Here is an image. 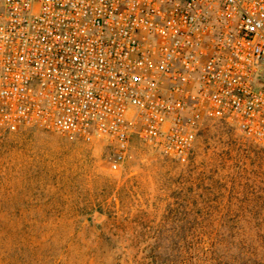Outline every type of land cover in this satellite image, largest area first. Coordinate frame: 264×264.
<instances>
[{"label": "built area", "instance_id": "1", "mask_svg": "<svg viewBox=\"0 0 264 264\" xmlns=\"http://www.w3.org/2000/svg\"><path fill=\"white\" fill-rule=\"evenodd\" d=\"M264 148V0H0V127L185 162L205 123Z\"/></svg>", "mask_w": 264, "mask_h": 264}, {"label": "rangeland", "instance_id": "2", "mask_svg": "<svg viewBox=\"0 0 264 264\" xmlns=\"http://www.w3.org/2000/svg\"><path fill=\"white\" fill-rule=\"evenodd\" d=\"M0 127V264H264V148L199 129L185 162Z\"/></svg>", "mask_w": 264, "mask_h": 264}]
</instances>
